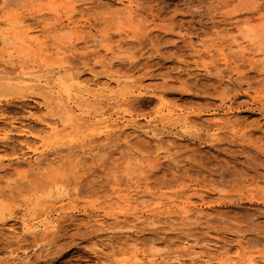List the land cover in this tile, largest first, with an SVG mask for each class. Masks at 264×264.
I'll use <instances>...</instances> for the list:
<instances>
[{"label":"rangeland","instance_id":"374dc122","mask_svg":"<svg viewBox=\"0 0 264 264\" xmlns=\"http://www.w3.org/2000/svg\"><path fill=\"white\" fill-rule=\"evenodd\" d=\"M262 24L264 0H0V264H264Z\"/></svg>","mask_w":264,"mask_h":264},{"label":"bare ground","instance_id":"6f19581e","mask_svg":"<svg viewBox=\"0 0 264 264\" xmlns=\"http://www.w3.org/2000/svg\"><path fill=\"white\" fill-rule=\"evenodd\" d=\"M49 6L51 7V5L49 4ZM48 6V8H50ZM54 7V6H53ZM74 7V6H73ZM71 8V11H73V10H75L74 8ZM54 9V8H53ZM39 18V17H38ZM262 26H263V28H261L260 29V31L261 30H264V25L262 24ZM260 28V27H259ZM243 29V31L241 32L240 31V34H242L243 36V38L247 41V42H249L250 43V45H260V46H258V50H260V51H262L261 50V48L262 47H264V35H262L261 33L263 32H261V33H259L255 28H251V26H250V28H249V26L248 27H246V28H242ZM23 37V36H22ZM24 39V38H23ZM91 39L92 40H98V41H96V42H99V41H103V40H106V39H108V37H107V33H105V32H103V33H101L99 36H91ZM1 40H2V42H6L7 44H11V39H10V37H8L7 35L6 36H2V38H1ZM17 43V42H16ZM19 43V42H18ZM237 43V42H236ZM13 45V44H12ZM14 46V45H13ZM107 46V45H106ZM191 47V46H190ZM260 47V48H259ZM106 48V50H109V51H111L112 50V47H110V46H107V47H105ZM193 48V47H192ZM108 51V52H109ZM259 51V52H260ZM258 52V51H257ZM263 52V51H262ZM238 78V77H237ZM239 79V78H238ZM21 93V92H20ZM23 94V93H22ZM17 95H19V94H17ZM100 96V95H99ZM21 97V96H20ZM23 97H25V95H23ZM14 99H17V98H14ZM20 99H22V98H20ZM102 108V107H101ZM100 109V108H99ZM100 112V111H99ZM135 124V123H134ZM133 125V124H132ZM130 127V126H129ZM137 126H131L130 128H132L133 130H137V128H136ZM140 128V127H139ZM90 143V142H89ZM160 144V143H159ZM82 145H83V143H82ZM86 145H87V143H86ZM83 147H85V146H83ZM161 158H159V160H160ZM158 161V160H157ZM167 161V160H166ZM157 163H160V162H157ZM161 166V165H160ZM157 167V166H156ZM159 167V166H158ZM136 200H137V198H135ZM132 201H133V198L131 197V196H127L126 198H125V204H127V205H129L130 203H132ZM188 202V201H187ZM188 204V203H187ZM178 207V206H177ZM182 207V206H181ZM176 208V207H175ZM171 209V208H170ZM180 211V214L181 215H183V218L184 217H186V218H188L187 216H188V214H189V212H190V210L191 209H188L186 206H185V204H184V207H182V208H178ZM159 211V210H158ZM143 212V211H142ZM157 212V211H156ZM160 212H162V211H160ZM159 212V213H160ZM200 212V211H199ZM198 212V213H199ZM150 213H152V212H150ZM176 214V213H175ZM152 215H153V213H152ZM152 215L150 214V216L152 217ZM197 215V214H196ZM202 215V214H201ZM200 215V216H201ZM107 216H109V217H111L109 214L107 215ZM180 218H182V217H180ZM197 218H199V216L197 215ZM141 219V216H136V217H134V220H140ZM142 220V219H141ZM162 220V219H161ZM145 221V220H144ZM143 221V222H144ZM152 221V220H151ZM154 221V220H153ZM156 221V220H155ZM143 222H142V224H143ZM159 221H156V222H154L153 223V226L154 225H156V224H159L158 223ZM146 225L147 224H149L148 222L146 223V221L144 222ZM138 225V224H137ZM140 225V224H139ZM151 226V225H150ZM157 226V225H156ZM192 236V235H191ZM257 238H255V240H256ZM186 240V239H185ZM188 240V239H187ZM254 240V239H253ZM254 240V241H255ZM256 242H258V241H256ZM184 248L185 249H191V247H190V245L189 244H187V242H185L184 243ZM187 250H186V252H187ZM193 250V249H192ZM191 251V250H190ZM201 251V250H200ZM188 252H189V250H188ZM187 252V253H188ZM211 260L212 259H207V260H205V262H204V264H211ZM243 262L245 263V264H257V262L253 259V258H247V259H245V260H243ZM242 262V263H243ZM142 264H149V261L148 262H143ZM158 264H183L182 262H181V260H175V261H173V262H164V263H162V262H160V263H158Z\"/></svg>","mask_w":264,"mask_h":264}]
</instances>
